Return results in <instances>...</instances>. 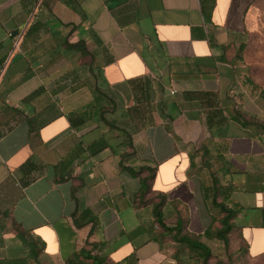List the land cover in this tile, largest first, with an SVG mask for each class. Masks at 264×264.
<instances>
[{
  "label": "crops",
  "instance_id": "obj_1",
  "mask_svg": "<svg viewBox=\"0 0 264 264\" xmlns=\"http://www.w3.org/2000/svg\"><path fill=\"white\" fill-rule=\"evenodd\" d=\"M252 1L0 0V264H179L152 195L203 241L214 182L264 253V129L235 60Z\"/></svg>",
  "mask_w": 264,
  "mask_h": 264
},
{
  "label": "rangeland",
  "instance_id": "obj_2",
  "mask_svg": "<svg viewBox=\"0 0 264 264\" xmlns=\"http://www.w3.org/2000/svg\"><path fill=\"white\" fill-rule=\"evenodd\" d=\"M241 59L238 61L242 69V75L250 82L248 95L254 108L253 116L246 112L243 116L253 121L257 127L264 129V103L261 98L264 97V0H253L248 12L247 32L246 36L239 42ZM263 91V92H262ZM260 93H263L260 95ZM264 100V98H263ZM258 127V128H259ZM198 220L194 211H190L189 218L185 221L186 232L195 235L199 234ZM203 241L212 251V259L209 264H264V255L260 257H252L247 251L246 244L239 239L237 234L230 238L229 246L226 248L224 244L214 238L204 237ZM181 251L185 253V264H201L197 256L190 260L188 256L191 252L184 245H179Z\"/></svg>",
  "mask_w": 264,
  "mask_h": 264
},
{
  "label": "trees",
  "instance_id": "obj_3",
  "mask_svg": "<svg viewBox=\"0 0 264 264\" xmlns=\"http://www.w3.org/2000/svg\"><path fill=\"white\" fill-rule=\"evenodd\" d=\"M86 53V51H85ZM241 59V53L240 49L237 50L235 54V60H240ZM210 96H214V93H202L201 99H208ZM210 123V122H209ZM243 124H248V121H243ZM130 140V139H129ZM131 145L132 143L129 141L128 143ZM143 170L148 171L150 174L147 175L142 179V185L141 186V195L145 194H150L151 193V187H150V180L154 178L155 170L153 169H147L144 168ZM228 188L223 187V186H218L216 185V182H214L213 186V204L215 206L220 207L221 214L218 218H215V222H218V226H211L206 233V236L210 238H214L224 244V246L227 248L229 246V241L232 235L237 234L239 236V239L243 241L246 244L247 251L250 256L249 251V244L248 242L243 238L242 232L239 227H237L234 223V219L237 215L238 210L234 209L232 207H228L224 201L226 198V191ZM223 195L224 198L222 201H218L219 196ZM152 197H157L160 200L155 203L154 206V216H155V221L159 225L162 231L166 232L169 234L171 237L172 241L179 244V245H184L186 248L191 252V255L188 256V259L190 260L194 257L197 256L198 260L201 261V264H209L210 260L212 259V251L211 249L207 246V244L203 243L202 237L205 234L202 235H197V234H189L184 231L185 225H184V220L183 219H178L176 224L174 226H169L165 223L164 221V216L162 212V207L164 204V197L162 194L158 193L157 195L153 194ZM181 251H177L176 257L177 259L180 256ZM84 256L86 258H91L93 259L94 264H103L104 259L100 255H92L91 250H85L83 252ZM264 253L258 255V256H252V257H260L263 256ZM179 260V264H185L183 260ZM216 264H222V263H216Z\"/></svg>",
  "mask_w": 264,
  "mask_h": 264
}]
</instances>
